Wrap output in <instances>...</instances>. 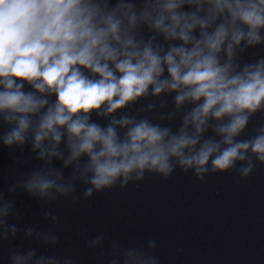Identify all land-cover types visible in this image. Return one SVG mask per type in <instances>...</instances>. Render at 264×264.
I'll use <instances>...</instances> for the list:
<instances>
[{"label": "clouds", "instance_id": "obj_1", "mask_svg": "<svg viewBox=\"0 0 264 264\" xmlns=\"http://www.w3.org/2000/svg\"><path fill=\"white\" fill-rule=\"evenodd\" d=\"M255 49L264 0H0V149L12 156L0 261L77 264L54 251L60 200L75 207L178 169L239 182L264 166V123L248 133L264 114ZM84 247L104 264H161L154 238L101 233Z\"/></svg>", "mask_w": 264, "mask_h": 264}, {"label": "water", "instance_id": "obj_2", "mask_svg": "<svg viewBox=\"0 0 264 264\" xmlns=\"http://www.w3.org/2000/svg\"><path fill=\"white\" fill-rule=\"evenodd\" d=\"M253 53L264 50H250L246 59L254 58ZM260 123L264 114L253 118L248 133ZM11 164L9 150L0 149V190L5 192ZM238 179L217 174L202 183L178 169L168 180L146 176L139 184L82 199L75 207L60 200L54 208L61 216L56 226L61 243L54 251L76 257L77 264H104L90 258L84 241L107 233L134 243L157 239L161 264H264V166L246 180ZM15 199L18 206L39 212V202L25 194ZM24 223L42 221L29 214Z\"/></svg>", "mask_w": 264, "mask_h": 264}]
</instances>
